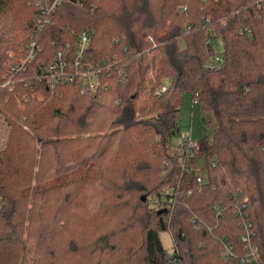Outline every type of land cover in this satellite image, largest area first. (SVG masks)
Masks as SVG:
<instances>
[{
  "label": "trees",
  "instance_id": "trees-1",
  "mask_svg": "<svg viewBox=\"0 0 264 264\" xmlns=\"http://www.w3.org/2000/svg\"><path fill=\"white\" fill-rule=\"evenodd\" d=\"M38 1L0 0V84L21 57L10 52L33 33ZM80 2L57 8L24 81L0 89V114L12 116L0 149V264H238L241 205L264 264V0ZM84 30L89 61L116 58L126 82L113 76L108 90L81 94L38 81ZM161 83L168 88L156 96ZM184 94L212 129L201 186L196 157L172 143ZM168 188L175 204L151 208Z\"/></svg>",
  "mask_w": 264,
  "mask_h": 264
},
{
  "label": "built area",
  "instance_id": "built-area-1",
  "mask_svg": "<svg viewBox=\"0 0 264 264\" xmlns=\"http://www.w3.org/2000/svg\"><path fill=\"white\" fill-rule=\"evenodd\" d=\"M75 3L80 4V0H40L36 3L40 6L37 14L33 33L29 36V41L22 50V55L18 61H14L9 67L8 72L3 76L1 88L8 87L13 90L17 80L24 81V78L18 79L22 73L28 71L29 64L33 63L39 52V34L43 29L51 24L52 14L61 5ZM249 32L247 29L240 28L239 32ZM92 31L84 30L74 36V45L70 46L65 43L63 46L55 50L51 61L45 66H41L40 72L36 75L38 81L46 82L50 87L58 84H75L81 94H96L100 91H106L110 88V79L114 76L118 83H125L127 80V72L122 68L120 62L116 58H103L96 62H90L88 57V49L91 44ZM167 83H161L157 88L155 95L160 96L166 92ZM197 103L196 101L193 102ZM180 151L187 156L188 159L194 158L202 153V145L192 140L189 134H180ZM184 168V167H183ZM191 170H189L190 172ZM194 172L196 173L195 169ZM202 180L198 176L197 185L201 186ZM191 193L188 192V195ZM176 193L173 189L163 190L158 195L151 197L148 201L151 208H162L164 206H173L177 201ZM219 212V206L214 207ZM244 205L238 207V215L240 216V227L243 233L240 237L244 244L245 254L238 260V264H258L259 253L256 246L252 243L255 236L252 230L251 222L248 214L243 211ZM219 214V213H218ZM224 258L227 260L232 257L233 246L224 245ZM170 264H180L177 259L170 260Z\"/></svg>",
  "mask_w": 264,
  "mask_h": 264
},
{
  "label": "rangeland",
  "instance_id": "rangeland-1",
  "mask_svg": "<svg viewBox=\"0 0 264 264\" xmlns=\"http://www.w3.org/2000/svg\"><path fill=\"white\" fill-rule=\"evenodd\" d=\"M23 47L19 46L15 51L10 52L15 59L22 55ZM222 51V45L220 41L215 42V52L220 53ZM18 60V59H16ZM18 110L24 111L25 106L20 101L16 103ZM10 111L2 110L0 114V149L4 147L7 141V135L9 129L6 124V118L12 119V116L9 114ZM205 116V113L201 110V106L198 103H193L190 94H184L182 99V105L179 112V123L180 131L177 132L173 138L172 143L174 147H179L180 145V134H189L192 140L196 141L199 144H202L204 141L205 135L208 132L212 131L211 128H207L206 131L203 129L202 119ZM195 171L196 174L200 177L202 182L208 180L207 174V164L203 156L198 155L195 159ZM160 241L165 249L168 251L172 250L173 241L168 231H162L159 233Z\"/></svg>",
  "mask_w": 264,
  "mask_h": 264
},
{
  "label": "water",
  "instance_id": "water-1",
  "mask_svg": "<svg viewBox=\"0 0 264 264\" xmlns=\"http://www.w3.org/2000/svg\"><path fill=\"white\" fill-rule=\"evenodd\" d=\"M145 200H146V197H145V196H142V197H141V201L144 202Z\"/></svg>",
  "mask_w": 264,
  "mask_h": 264
}]
</instances>
